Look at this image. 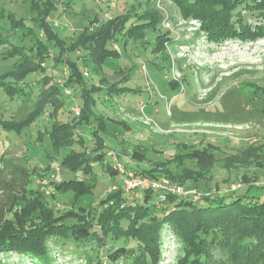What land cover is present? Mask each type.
Masks as SVG:
<instances>
[{
	"label": "trees",
	"instance_id": "16d2710c",
	"mask_svg": "<svg viewBox=\"0 0 264 264\" xmlns=\"http://www.w3.org/2000/svg\"><path fill=\"white\" fill-rule=\"evenodd\" d=\"M173 1L183 17L199 19L214 41L264 36V0ZM151 2L141 12L135 10L138 6L131 5L124 12L105 17L110 10H102L70 39L59 34L48 19L57 10L59 0H31V11L37 13L32 18L7 15L11 33L6 38L0 33V44L10 45L4 56H18V60L0 73V89L14 102L30 98L34 83L40 85V91L32 102L33 108L21 119H16L13 111V116L8 115L9 105L0 103V134H15L16 138L39 123L37 146L43 147L46 139L49 142L46 155L52 163L47 172H54L56 167L58 172L66 169L77 176L61 180L55 172L48 179L47 184L53 183L58 192L72 193L70 207L67 203L63 209L52 206L40 190L29 192L23 186L21 195L14 196L7 209L8 214L17 206L13 216H5L0 222V251L42 256L47 240L56 237L80 247L94 241L99 247L94 264H159L165 253L163 243L181 241L185 254L179 264H264V200H255L256 196L247 200V193L208 191L195 200L192 195L151 188L137 189L130 198L121 178L114 184L116 188L111 189L112 185L95 204L75 206L95 189L98 169L122 177L134 172L153 179L166 178L184 188L188 179L206 174L212 166L205 156L191 150L187 155L199 157L202 173L189 167L179 169L184 165V155L175 153L171 159L150 162L151 168L133 169L108 144L110 136L122 153H128L124 137L117 133L122 132V125L128 129L131 126L100 110L99 102L111 108L108 102L113 96L124 97L134 91L122 85L128 77L120 63L128 60L129 39L149 42L145 40L147 32L156 30L161 22L162 13ZM245 11L252 17L260 16L257 22L248 25ZM20 29L24 30L21 40L10 38ZM174 40L169 33L159 32L151 51L167 52V45ZM111 65L125 77L110 82L103 74L107 68L112 69ZM38 71L43 75L31 76ZM130 158L145 162L141 144L134 146ZM170 162L175 169L170 168ZM118 165L123 166V173ZM19 201L25 203L19 206ZM217 255L223 259L217 260Z\"/></svg>",
	"mask_w": 264,
	"mask_h": 264
},
{
	"label": "rangeland",
	"instance_id": "374dc122",
	"mask_svg": "<svg viewBox=\"0 0 264 264\" xmlns=\"http://www.w3.org/2000/svg\"><path fill=\"white\" fill-rule=\"evenodd\" d=\"M148 1H152L153 8L162 13V20L156 30L147 32L145 40L148 38L149 42L136 43L129 39L128 60L120 63L128 77L122 85L134 88V91L124 96L126 100L113 96L108 102L111 108L99 102L100 110L131 126L128 129L122 125V132L117 133L124 137L122 140L128 153H122L110 136L108 144L116 149L119 159L133 169L151 168L150 162L171 159L175 153L184 155V165L179 169L189 167L202 173L198 166L199 157L187 155L191 150L198 151L212 166L206 174L188 179L184 188H197L199 194L216 190L233 195L247 193V200L256 196L255 200L263 201L264 36L260 35L255 40L229 38L214 41L203 23L196 18L183 17L173 0H59L57 10L52 11L48 19L59 34L70 39L102 10H110L105 17L124 12L131 5L138 6L135 10L141 12L148 7ZM30 5L31 0H0V14L4 12V16H0L2 36L6 38L11 33L8 14L23 18L36 16ZM245 15L248 25L260 17H252L247 11ZM167 21L169 26L165 25ZM159 32L169 33L175 38L167 45V52L151 51L156 47ZM23 33L24 30L20 29L10 38L21 40ZM9 48L8 44H0V73L18 60V56H4ZM110 67L112 69L107 68L103 74L110 82L125 77L113 70L114 65ZM42 75L39 71L31 74ZM39 91L40 85L34 83L30 98L14 102L0 89V103L9 105L8 115L13 111L14 117L21 119L33 108L32 102ZM37 125H32L16 138L15 134H0V222L5 216H13L16 205L8 214L6 212L13 197L21 195L23 186L29 192L31 189L40 190L52 206H62V209L71 200V192H58L53 183L43 185V181L50 179L55 172L61 180L75 178L77 174L66 169L58 172L56 167L54 172L50 169L47 172L52 163L46 155L49 142L46 139L43 147L37 146ZM139 144L145 150V162L130 158L132 149ZM168 164L171 169L176 168L174 163ZM97 174L95 189L83 196L76 207L95 204L122 178L120 174L111 175L101 169ZM249 180H252V186ZM233 185L240 187L234 192L227 191ZM23 202L19 201V206ZM79 245L51 237L47 240L44 255L0 251V264H94L99 247L94 241ZM164 247L167 256L163 264H179V259L185 254L181 241L163 243L162 252ZM216 259L223 257L217 255ZM161 262L162 259L159 264Z\"/></svg>",
	"mask_w": 264,
	"mask_h": 264
},
{
	"label": "built area",
	"instance_id": "2783aa9c",
	"mask_svg": "<svg viewBox=\"0 0 264 264\" xmlns=\"http://www.w3.org/2000/svg\"><path fill=\"white\" fill-rule=\"evenodd\" d=\"M166 26H169V21H167L165 23ZM114 159L115 156H114ZM118 170L123 173L124 172V168L122 165H118L117 166ZM48 180H44L43 181V185L46 186ZM122 182H123V188L129 192L130 194V198L132 197L131 195H133L134 191L137 190V189H140V190H145V189H158V190H161V191H165V192H169V193H175V194H178L180 196H189V195H192L195 197V200H200L201 198V194H199L198 191L196 190H185L183 187L177 185V184H174L172 182H170L168 179L166 178H162V179H153V178H150V177H146V176H139V175H136L134 172H129L128 175L126 177H122ZM239 186H236V185H233L231 187L232 190H235L236 188H238ZM116 186L113 185L111 187V189H115ZM161 198H165V195L164 194H161L160 195ZM169 242H173V241H169ZM165 252H166V248H165ZM169 253V251H168ZM166 256H167V253H165L163 255V259H162V262L161 264H163L166 260Z\"/></svg>",
	"mask_w": 264,
	"mask_h": 264
}]
</instances>
